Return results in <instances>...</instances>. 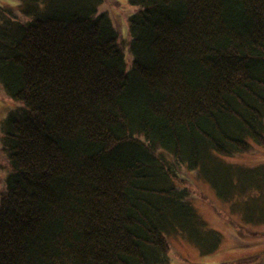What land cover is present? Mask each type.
<instances>
[{"label":"trees","instance_id":"obj_1","mask_svg":"<svg viewBox=\"0 0 264 264\" xmlns=\"http://www.w3.org/2000/svg\"><path fill=\"white\" fill-rule=\"evenodd\" d=\"M3 1L0 264L216 253L182 169L264 225V166L228 161L264 147V0H129L124 46L104 0Z\"/></svg>","mask_w":264,"mask_h":264},{"label":"rangeland","instance_id":"obj_2","mask_svg":"<svg viewBox=\"0 0 264 264\" xmlns=\"http://www.w3.org/2000/svg\"><path fill=\"white\" fill-rule=\"evenodd\" d=\"M7 1L2 3L6 4ZM102 10L114 22L121 44L126 45L129 41V18L136 9L129 0H104ZM13 106L0 87V198L5 189L6 177L11 171L2 146L1 121ZM228 161L252 168L264 166V147H258L248 154L236 155ZM181 171L185 182L183 185L190 191L191 203L208 226L221 233L223 240L216 253L203 256L185 238L173 234L168 237L172 264H234L238 261L243 262L239 264H264V225H244L241 216L232 208L233 202L220 200L196 172L186 169Z\"/></svg>","mask_w":264,"mask_h":264}]
</instances>
